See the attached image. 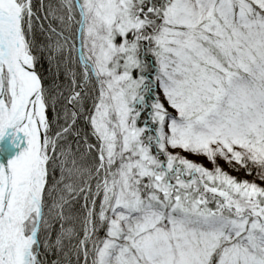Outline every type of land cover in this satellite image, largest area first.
Instances as JSON below:
<instances>
[{
    "label": "snow or ice",
    "instance_id": "obj_1",
    "mask_svg": "<svg viewBox=\"0 0 264 264\" xmlns=\"http://www.w3.org/2000/svg\"><path fill=\"white\" fill-rule=\"evenodd\" d=\"M5 137L0 264H264V0H0Z\"/></svg>",
    "mask_w": 264,
    "mask_h": 264
},
{
    "label": "water",
    "instance_id": "obj_2",
    "mask_svg": "<svg viewBox=\"0 0 264 264\" xmlns=\"http://www.w3.org/2000/svg\"><path fill=\"white\" fill-rule=\"evenodd\" d=\"M9 140L5 137L3 140H0V163H4L6 165L7 160L14 156L20 148L14 147V151L11 156H9L6 152V144H8Z\"/></svg>",
    "mask_w": 264,
    "mask_h": 264
},
{
    "label": "trees",
    "instance_id": "obj_3",
    "mask_svg": "<svg viewBox=\"0 0 264 264\" xmlns=\"http://www.w3.org/2000/svg\"><path fill=\"white\" fill-rule=\"evenodd\" d=\"M41 71H46L47 68H48V64H47V61L46 60H42L41 63L37 66ZM225 168L228 169L229 172H233V169L230 168L227 164L225 165ZM234 175H237V176H244L245 173L243 171H240V172H233ZM248 179H252L251 176H248ZM264 183V182H262Z\"/></svg>",
    "mask_w": 264,
    "mask_h": 264
},
{
    "label": "rangeland",
    "instance_id": "obj_4",
    "mask_svg": "<svg viewBox=\"0 0 264 264\" xmlns=\"http://www.w3.org/2000/svg\"><path fill=\"white\" fill-rule=\"evenodd\" d=\"M185 155L190 156L192 159L202 161L203 163H205L206 165H208L209 167H211V165L209 164L208 160L206 158H204L203 156H192L190 153H185ZM219 163L221 165H223L224 167L226 165L223 160H220Z\"/></svg>",
    "mask_w": 264,
    "mask_h": 264
},
{
    "label": "bare ground",
    "instance_id": "obj_5",
    "mask_svg": "<svg viewBox=\"0 0 264 264\" xmlns=\"http://www.w3.org/2000/svg\"><path fill=\"white\" fill-rule=\"evenodd\" d=\"M24 146H26V141L23 144L20 145L21 148L24 147ZM13 151H14L13 145L8 142V144H6V152H7V154L9 156H11Z\"/></svg>",
    "mask_w": 264,
    "mask_h": 264
}]
</instances>
